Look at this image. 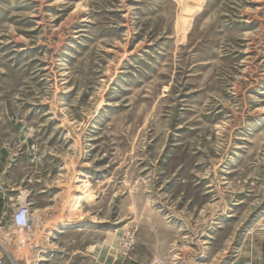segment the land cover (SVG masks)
<instances>
[{"label":"rangeland","instance_id":"rangeland-1","mask_svg":"<svg viewBox=\"0 0 264 264\" xmlns=\"http://www.w3.org/2000/svg\"><path fill=\"white\" fill-rule=\"evenodd\" d=\"M263 222L264 0H0L10 264H232Z\"/></svg>","mask_w":264,"mask_h":264},{"label":"crops","instance_id":"crops-1","mask_svg":"<svg viewBox=\"0 0 264 264\" xmlns=\"http://www.w3.org/2000/svg\"><path fill=\"white\" fill-rule=\"evenodd\" d=\"M244 241L246 242L241 243L237 249V256L232 264H264V222L257 224L250 232L249 239ZM76 261V258L71 256L64 257L57 255L56 252H48V255L40 258L37 263L76 264ZM77 264L80 263L77 261Z\"/></svg>","mask_w":264,"mask_h":264},{"label":"built area","instance_id":"built-area-1","mask_svg":"<svg viewBox=\"0 0 264 264\" xmlns=\"http://www.w3.org/2000/svg\"><path fill=\"white\" fill-rule=\"evenodd\" d=\"M10 223L11 226L15 229H19L25 233L30 232L32 228V210H31V203L29 200L24 198L20 202V204L17 205L16 209L14 210V212L10 217ZM0 264H10V263L3 256H1Z\"/></svg>","mask_w":264,"mask_h":264}]
</instances>
